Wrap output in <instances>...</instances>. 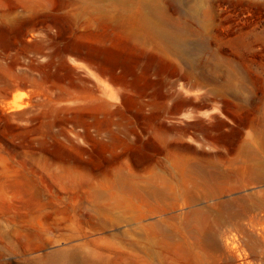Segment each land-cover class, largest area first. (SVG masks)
<instances>
[{
	"label": "rangeland",
	"instance_id": "rangeland-1",
	"mask_svg": "<svg viewBox=\"0 0 264 264\" xmlns=\"http://www.w3.org/2000/svg\"><path fill=\"white\" fill-rule=\"evenodd\" d=\"M142 1L0 0V264H264V182L239 149L264 160V0L165 1L175 44L102 21Z\"/></svg>",
	"mask_w": 264,
	"mask_h": 264
},
{
	"label": "bare ground",
	"instance_id": "bare-ground-1",
	"mask_svg": "<svg viewBox=\"0 0 264 264\" xmlns=\"http://www.w3.org/2000/svg\"><path fill=\"white\" fill-rule=\"evenodd\" d=\"M165 1L168 0H143L141 3L143 7V11L140 14L138 15L129 14L128 9L127 10L124 9L120 11L116 16L104 15L102 21H104V23L107 24L110 23L116 24L120 28L123 35H125L132 42H138L143 39V34L140 28V24H143L144 26H147L146 28H148L149 32H152L154 36L156 37L158 36L160 39L165 37L168 39V40L166 39L168 42L175 44L176 40L178 39L179 31L178 32L171 31L164 27L165 17L163 15V11H164L163 7ZM190 2L193 5H197L200 3V0H190ZM91 62L93 63V66L102 75L109 76L113 80L115 79L119 81L122 79L121 73L118 72L116 73L115 71L116 66L114 63L110 61V58L107 55L101 57L98 56L97 54L91 57ZM227 89L228 88H212L211 91L216 95H224V92ZM21 106L22 104L18 103L16 98H13L10 107L12 109H19L21 108ZM106 122L107 119L105 117L102 119H98L94 117L93 121L91 122V125L89 124L88 126H93L95 130L99 133L104 130L103 127L107 125ZM105 128L107 129L106 126ZM88 129L89 128L86 127L84 131L88 132ZM106 129L104 132H106ZM108 143L104 142V144L106 145H108ZM239 147H240L239 148L240 151L247 152L249 158L248 172L251 176V179L256 183L264 182V160L260 159L258 156L253 154V152L247 150L245 144H242ZM190 171L192 172L195 171L196 177L194 179L196 184L200 183L202 186L205 187L207 192L216 191L215 188L213 187L214 183H211L209 180L215 178L216 176L214 175L208 176L202 170H190ZM215 187L216 189H218L216 185ZM185 199L188 204L194 205L203 198H185ZM201 212L202 209L200 207H193L190 211V213L193 215L199 214ZM169 235L170 234H168V236ZM214 239H215L214 234H209V235L203 234V237L201 238L203 243H208V242L213 243ZM97 260H98L97 254L85 247H80V249H75V250L55 249L50 251L46 257V262L48 264L94 263Z\"/></svg>",
	"mask_w": 264,
	"mask_h": 264
}]
</instances>
